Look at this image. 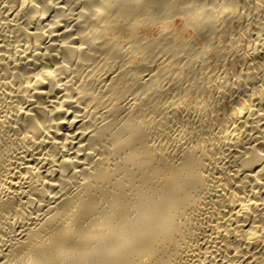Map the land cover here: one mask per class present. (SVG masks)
<instances>
[{
    "label": "bare ground",
    "instance_id": "obj_1",
    "mask_svg": "<svg viewBox=\"0 0 264 264\" xmlns=\"http://www.w3.org/2000/svg\"><path fill=\"white\" fill-rule=\"evenodd\" d=\"M137 195L132 264H264V0H0V264Z\"/></svg>",
    "mask_w": 264,
    "mask_h": 264
},
{
    "label": "clouds",
    "instance_id": "obj_2",
    "mask_svg": "<svg viewBox=\"0 0 264 264\" xmlns=\"http://www.w3.org/2000/svg\"><path fill=\"white\" fill-rule=\"evenodd\" d=\"M165 210L159 197L137 195L126 205L91 217L86 226L71 230L61 242L38 251L26 249L15 264H132L138 262L142 241L153 219Z\"/></svg>",
    "mask_w": 264,
    "mask_h": 264
},
{
    "label": "rangeland",
    "instance_id": "obj_3",
    "mask_svg": "<svg viewBox=\"0 0 264 264\" xmlns=\"http://www.w3.org/2000/svg\"><path fill=\"white\" fill-rule=\"evenodd\" d=\"M178 24V23H177ZM187 34H191L192 33V31L191 30H187V31H185Z\"/></svg>",
    "mask_w": 264,
    "mask_h": 264
}]
</instances>
